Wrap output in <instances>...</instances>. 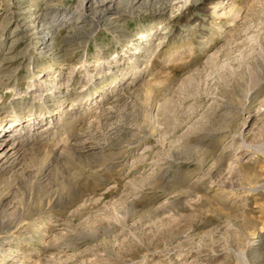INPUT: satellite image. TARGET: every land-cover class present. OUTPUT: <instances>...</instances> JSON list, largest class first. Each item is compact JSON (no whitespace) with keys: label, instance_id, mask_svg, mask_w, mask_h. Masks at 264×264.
<instances>
[{"label":"rangeland","instance_id":"1","mask_svg":"<svg viewBox=\"0 0 264 264\" xmlns=\"http://www.w3.org/2000/svg\"><path fill=\"white\" fill-rule=\"evenodd\" d=\"M169 1L0 0V264H264V0Z\"/></svg>","mask_w":264,"mask_h":264},{"label":"bare ground","instance_id":"2","mask_svg":"<svg viewBox=\"0 0 264 264\" xmlns=\"http://www.w3.org/2000/svg\"><path fill=\"white\" fill-rule=\"evenodd\" d=\"M189 1L191 2V5H197V4L202 3L204 0H189ZM95 2H97V3L99 2V4L101 5V8H98V10L104 11V9H108V8L112 7L115 9V13L116 12L118 13V10H119V11L124 12V14H126V15L127 14L128 15L129 14H138L137 11L140 8H142V10H145L143 8L150 7L151 9H153L158 14V17L164 15L165 11L168 9L169 5L172 3L169 0H95ZM85 7H86V4L84 6H82L81 10L85 11L86 10ZM113 17H117V14H114ZM63 18H64V14L62 15L61 19H63ZM96 22H98V20H96ZM46 41H47V38L45 40H42V42L40 41L41 42L40 44L44 43V45H46ZM46 49L39 50V52H43V51L45 52ZM51 115H52V113H51ZM34 118L35 117H33V120H34ZM19 120L20 119L9 124L7 126V128L5 129L7 132L6 136L4 135L5 137L0 138V171H2V172L4 170L6 171V169H8L9 167H12V165L18 164V162L23 157L22 145H23V139L24 138H21V137L13 138V137L15 134H18L20 132V127L22 126V123L28 121L29 118L24 119L21 123L19 122ZM47 127H48V125L41 127L38 130L39 132L38 131L36 132L35 127H32L31 129L34 130V132H35V133H32V135H35L38 137H41V136L46 137V135L48 134V128ZM40 139L41 138H39V140ZM9 170H10V168H9Z\"/></svg>","mask_w":264,"mask_h":264}]
</instances>
